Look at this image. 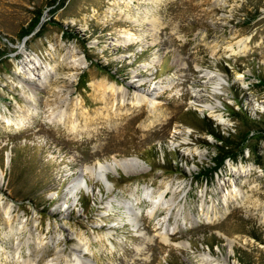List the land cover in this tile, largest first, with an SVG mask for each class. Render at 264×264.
I'll return each mask as SVG.
<instances>
[{"label":"rangeland","instance_id":"1","mask_svg":"<svg viewBox=\"0 0 264 264\" xmlns=\"http://www.w3.org/2000/svg\"><path fill=\"white\" fill-rule=\"evenodd\" d=\"M128 1L0 0V264H264V0Z\"/></svg>","mask_w":264,"mask_h":264},{"label":"bare ground","instance_id":"2","mask_svg":"<svg viewBox=\"0 0 264 264\" xmlns=\"http://www.w3.org/2000/svg\"><path fill=\"white\" fill-rule=\"evenodd\" d=\"M130 1V0H129ZM128 1V2H129ZM71 56H72V60H71V62H70V68H71V70L72 71H74L75 69H77L79 66H80V61H79V59L78 58H74L73 56H74V52L73 51H71V54H70ZM43 78H45V81L46 82H49L48 80H47V78L45 77V75H44V77ZM109 90L110 91H116V88H114L113 86H109ZM30 97L31 98H34V94H33V92L31 93V95H30ZM219 118H220V120L222 121V117L221 116H219ZM131 160L130 159H125V160H122V161H115V163L117 164V165H127L128 163H130L131 164ZM99 167V166H98ZM5 214H7L8 215V217H7V221H9L10 220V218H11V216H10V210H8V211H6L5 212ZM19 248H18V246L15 248V252H17L18 253V250ZM73 263L74 264H79L80 263V261L78 260V259H74L73 260ZM206 263V262H205Z\"/></svg>","mask_w":264,"mask_h":264},{"label":"trees","instance_id":"3","mask_svg":"<svg viewBox=\"0 0 264 264\" xmlns=\"http://www.w3.org/2000/svg\"><path fill=\"white\" fill-rule=\"evenodd\" d=\"M214 138L217 140V147L221 148L219 151L220 155L219 159H214V168H218L224 161L225 157H232L230 153H228V150H226L225 148L228 146V143L226 142V139L228 138L226 135L224 134H220L217 131H210ZM222 152V153H221Z\"/></svg>","mask_w":264,"mask_h":264}]
</instances>
